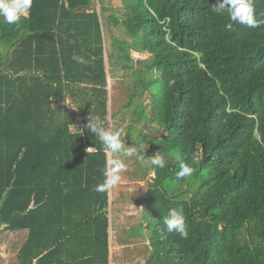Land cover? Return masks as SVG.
Returning a JSON list of instances; mask_svg holds the SVG:
<instances>
[{
  "label": "trees",
  "instance_id": "1",
  "mask_svg": "<svg viewBox=\"0 0 264 264\" xmlns=\"http://www.w3.org/2000/svg\"><path fill=\"white\" fill-rule=\"evenodd\" d=\"M214 3L33 0L20 23L0 22V227L27 232L17 264H55L63 250L64 264H108L110 225L112 246L117 233L123 247L147 239L146 264H264V56L249 61L264 26L229 30ZM110 82L128 124L110 113ZM88 119L116 123L125 150L164 157L159 168L121 156L132 178H155L138 203L94 190L112 154ZM181 162L191 177L176 179ZM134 204L139 216L117 222ZM172 209L186 239L165 229Z\"/></svg>",
  "mask_w": 264,
  "mask_h": 264
},
{
  "label": "clouds",
  "instance_id": "2",
  "mask_svg": "<svg viewBox=\"0 0 264 264\" xmlns=\"http://www.w3.org/2000/svg\"><path fill=\"white\" fill-rule=\"evenodd\" d=\"M33 5V0H0V22L8 25H16L21 22L22 17H27ZM257 8L256 0H215L212 11L215 13H227L232 23L227 25L231 30L233 24L244 25L250 29H257L264 26V13L254 15ZM72 59L78 64H86L88 61L83 56L73 55ZM86 129L97 135L103 145L112 154L107 160L104 169V180L98 184L95 191L106 192L116 186L121 180V173L126 170V164L121 156L135 155L138 161L155 165L159 168L165 167V159L162 155H152L150 160H145L144 149L139 151L137 148L125 150V144L121 137L124 135L122 129L110 130L98 125L96 122L88 119ZM175 159L180 160L179 152H175ZM195 169L183 162L180 163V169L176 173V179L191 177ZM67 193L68 189H64ZM163 224L168 233H177L182 239L188 236L186 217L183 210L172 209L167 217L163 219Z\"/></svg>",
  "mask_w": 264,
  "mask_h": 264
},
{
  "label": "rangeland",
  "instance_id": "3",
  "mask_svg": "<svg viewBox=\"0 0 264 264\" xmlns=\"http://www.w3.org/2000/svg\"><path fill=\"white\" fill-rule=\"evenodd\" d=\"M107 1L110 2L115 7L120 6V0H107ZM133 56L135 60H141V59L146 58L147 55L134 53ZM109 87L110 89L111 87H113V89L111 90V100L112 101L110 102V113L113 110H117L119 111L118 117L121 118L124 116V114L128 112V108L126 109L123 107L121 108V106L127 102L128 100L127 96L124 90L121 88V83L119 84V83L110 82ZM67 104H69V106L72 105L70 104V102H67ZM124 119H125L124 123L128 124L130 121L129 117L126 115L124 116ZM108 126H109V129L112 130L115 128L116 123H114L113 121H110ZM108 153L110 154L109 151ZM125 164H126V170L121 173L120 182L116 186L111 188V193H110L111 200L119 203V206H121L122 204L125 205L126 202H128V200H121L122 198L121 193H123L129 199H131V202H133L132 197L135 195L134 202L138 203L139 202L138 194H142L145 192L146 182H153L155 179V178L154 179L150 178L149 174L147 175L145 180L134 179L132 178L133 165H132L131 159L127 160ZM138 211H139L138 205L134 204V205L128 206V208H126L124 212L121 211L120 215L122 217L118 218L117 222L124 221L123 217L126 214L136 215L138 217L139 216ZM114 234L116 233L114 232ZM116 235H117L116 240H118L119 243L120 242L126 243L127 240L125 239V236L123 235V233H117ZM116 240L113 243L112 254L114 255L113 261L115 260V258H117L116 261L118 262L112 261L111 264H146L145 263L146 257H145L143 246L145 243H147V239L143 240L139 238L133 243H130L129 245L125 247H123V245H119V243H116Z\"/></svg>",
  "mask_w": 264,
  "mask_h": 264
},
{
  "label": "crops",
  "instance_id": "4",
  "mask_svg": "<svg viewBox=\"0 0 264 264\" xmlns=\"http://www.w3.org/2000/svg\"><path fill=\"white\" fill-rule=\"evenodd\" d=\"M112 227L109 228V263H112ZM27 232L25 231H6L3 227H0V264H17L16 254L23 242L25 241ZM69 256L66 250H63L62 254L55 258L57 263L64 264L63 262L69 261ZM36 264V261L33 262Z\"/></svg>",
  "mask_w": 264,
  "mask_h": 264
},
{
  "label": "water",
  "instance_id": "5",
  "mask_svg": "<svg viewBox=\"0 0 264 264\" xmlns=\"http://www.w3.org/2000/svg\"><path fill=\"white\" fill-rule=\"evenodd\" d=\"M255 13H264V3L260 6L257 10L254 11ZM264 56V44L257 50V53L252 56L249 61L255 62L260 60Z\"/></svg>",
  "mask_w": 264,
  "mask_h": 264
}]
</instances>
